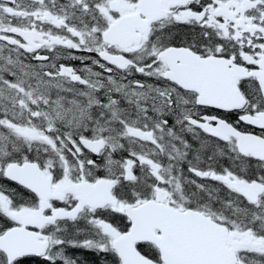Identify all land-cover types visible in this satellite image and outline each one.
I'll use <instances>...</instances> for the list:
<instances>
[{
    "label": "snow or ice",
    "instance_id": "obj_1",
    "mask_svg": "<svg viewBox=\"0 0 264 264\" xmlns=\"http://www.w3.org/2000/svg\"><path fill=\"white\" fill-rule=\"evenodd\" d=\"M0 264H264V0H0Z\"/></svg>",
    "mask_w": 264,
    "mask_h": 264
}]
</instances>
